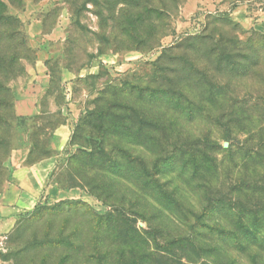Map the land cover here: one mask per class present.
I'll return each mask as SVG.
<instances>
[{
  "label": "rangeland",
  "instance_id": "374dc122",
  "mask_svg": "<svg viewBox=\"0 0 264 264\" xmlns=\"http://www.w3.org/2000/svg\"><path fill=\"white\" fill-rule=\"evenodd\" d=\"M97 2L8 5L25 48L6 83L0 191L26 150L23 163L57 161L0 239V264H264V100L253 106L217 52L264 35L231 15L264 0ZM44 67L39 111L19 117Z\"/></svg>",
  "mask_w": 264,
  "mask_h": 264
},
{
  "label": "trees",
  "instance_id": "16d2710c",
  "mask_svg": "<svg viewBox=\"0 0 264 264\" xmlns=\"http://www.w3.org/2000/svg\"><path fill=\"white\" fill-rule=\"evenodd\" d=\"M138 1L115 0L114 3L137 6ZM21 3L22 0H0V167L1 160L9 149L6 133L9 120L12 118L9 112L11 93L6 83L9 75L14 72L17 51L25 48L20 20L8 11V5L18 6ZM91 3L98 5L97 0H91ZM198 39L202 41L204 38ZM217 52L220 56L219 61L222 64L224 62V71L237 78L240 84L248 86V92L245 93L254 99L253 106L257 108L264 100V35L250 37L244 41L235 39L231 45L223 40ZM47 156L49 154L45 157ZM253 157L257 163H264V152L263 154L257 152Z\"/></svg>",
  "mask_w": 264,
  "mask_h": 264
},
{
  "label": "crops",
  "instance_id": "0c3cea01",
  "mask_svg": "<svg viewBox=\"0 0 264 264\" xmlns=\"http://www.w3.org/2000/svg\"><path fill=\"white\" fill-rule=\"evenodd\" d=\"M253 14L254 17H250ZM232 16L245 27L264 31V10L248 11L245 6L235 9ZM37 83L26 93L15 99L14 108L18 116H33L39 111L37 102L44 90L47 89L49 76L45 67L40 72ZM70 136L69 123H61L51 132L50 150L55 153L60 151L67 143ZM28 151L24 152L21 160L12 165L10 179L0 191V239L4 238L17 225L21 214L37 206L43 194V187L50 172L56 165V156L49 155L33 163H23Z\"/></svg>",
  "mask_w": 264,
  "mask_h": 264
}]
</instances>
